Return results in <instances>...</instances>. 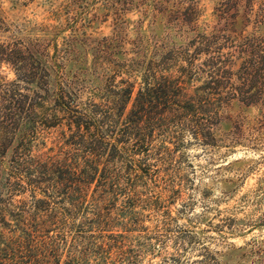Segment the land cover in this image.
I'll list each match as a JSON object with an SVG mask.
<instances>
[{"label":"rangeland","instance_id":"obj_1","mask_svg":"<svg viewBox=\"0 0 264 264\" xmlns=\"http://www.w3.org/2000/svg\"><path fill=\"white\" fill-rule=\"evenodd\" d=\"M164 75L198 101L152 119L146 157L124 119ZM23 135L68 165L120 138L126 159L67 196ZM33 191L18 264H264V0H0L1 218Z\"/></svg>","mask_w":264,"mask_h":264},{"label":"trees","instance_id":"obj_2","mask_svg":"<svg viewBox=\"0 0 264 264\" xmlns=\"http://www.w3.org/2000/svg\"><path fill=\"white\" fill-rule=\"evenodd\" d=\"M7 61L12 62L9 59ZM162 79V82L155 80V82L140 88L133 102V107L126 116L125 110L128 100L133 95L132 89H127L124 100H121L123 103L122 111H118L119 116H126L121 135L137 136L136 146L141 147L140 151L146 157L149 156L152 144L151 141L146 140V129L155 127L154 122L151 123L152 119L166 121L179 115L183 116L184 114L185 116L189 110H194L193 107L197 105L198 101L197 99L188 100L186 94L178 91L176 88L179 85L175 83L172 76L164 75ZM128 88H133V86ZM76 127L78 130L86 129L88 136L94 129L93 126L83 127L80 123ZM18 141L17 152L21 151L22 162L27 165V168L32 172L43 170L47 175L58 174L62 192L67 196L77 193L80 195L79 198H82L81 194L85 191V187L91 186V180L96 178L100 185L105 186L104 191H108L107 184L110 181L115 184L116 179L111 174L113 172L109 167L122 166V161L126 159V141H121L120 138L108 143L99 138L94 139V141L105 146L106 151L91 148L83 160L69 158V165L58 156H51L40 152V150L38 151L33 142L25 141L24 135ZM112 163L115 165H111ZM81 166L83 167L80 168ZM136 166L133 163L134 169H129L131 174L132 171H137ZM115 187L114 185L111 191L118 190ZM41 201L42 199H37L33 191L32 204L25 200H18L17 203H13L12 211L15 213L14 215L8 213L9 216H7L8 210H6L2 218L0 216V264H18L20 260L16 259L18 253L14 251V254H11L10 251L27 250V244L35 242L39 225V222H37L40 210L38 204ZM11 221L14 222V227H11L13 224Z\"/></svg>","mask_w":264,"mask_h":264}]
</instances>
